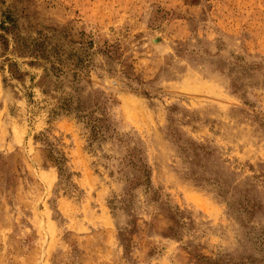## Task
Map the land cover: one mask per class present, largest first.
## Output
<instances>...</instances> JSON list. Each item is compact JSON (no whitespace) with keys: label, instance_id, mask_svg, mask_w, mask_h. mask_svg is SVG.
Wrapping results in <instances>:
<instances>
[{"label":"rangeland","instance_id":"374dc122","mask_svg":"<svg viewBox=\"0 0 264 264\" xmlns=\"http://www.w3.org/2000/svg\"><path fill=\"white\" fill-rule=\"evenodd\" d=\"M0 264H264V0H0Z\"/></svg>","mask_w":264,"mask_h":264}]
</instances>
